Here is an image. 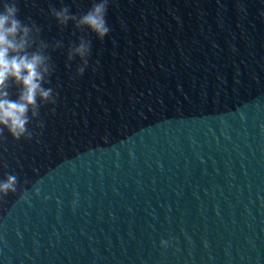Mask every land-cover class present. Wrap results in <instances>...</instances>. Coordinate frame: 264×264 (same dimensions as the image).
Instances as JSON below:
<instances>
[{
    "label": "water",
    "instance_id": "water-1",
    "mask_svg": "<svg viewBox=\"0 0 264 264\" xmlns=\"http://www.w3.org/2000/svg\"><path fill=\"white\" fill-rule=\"evenodd\" d=\"M3 2L55 103L0 136V264H264V0Z\"/></svg>",
    "mask_w": 264,
    "mask_h": 264
},
{
    "label": "clouds",
    "instance_id": "clouds-1",
    "mask_svg": "<svg viewBox=\"0 0 264 264\" xmlns=\"http://www.w3.org/2000/svg\"><path fill=\"white\" fill-rule=\"evenodd\" d=\"M0 3H2V9H0V136L7 130L16 141L22 138L31 139L32 134L28 126L31 118L38 115L37 98L55 103L52 90L43 87L44 77L48 73L46 57L40 52L28 54L30 28L19 19V8L14 2L4 3L0 0ZM107 12L108 0H100L79 18L78 26H86L100 39H104L110 32L106 19ZM54 14L62 24L75 19L68 15L66 8ZM89 53L90 46L85 42H81L73 52L84 61L85 66L88 63L86 57ZM79 72L83 75L84 68H80ZM9 80L21 86L16 100L9 97L7 91ZM17 185L18 179L15 174H5V178L0 180V200L7 197L9 193L15 194ZM36 192L39 195V189ZM161 247L167 248L168 241L162 240Z\"/></svg>",
    "mask_w": 264,
    "mask_h": 264
}]
</instances>
